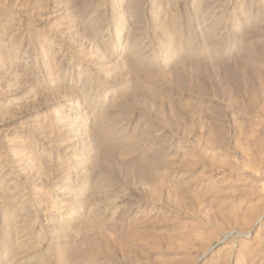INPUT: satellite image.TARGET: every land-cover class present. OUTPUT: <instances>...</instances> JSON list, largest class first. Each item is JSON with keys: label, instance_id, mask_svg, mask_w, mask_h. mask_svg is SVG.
Returning <instances> with one entry per match:
<instances>
[{"label": "rangeland", "instance_id": "obj_1", "mask_svg": "<svg viewBox=\"0 0 264 264\" xmlns=\"http://www.w3.org/2000/svg\"><path fill=\"white\" fill-rule=\"evenodd\" d=\"M0 264H264V0H0Z\"/></svg>", "mask_w": 264, "mask_h": 264}]
</instances>
